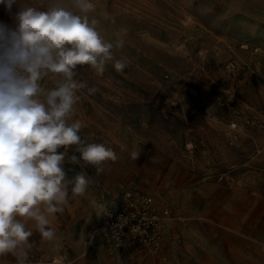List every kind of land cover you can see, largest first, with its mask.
Returning <instances> with one entry per match:
<instances>
[{"label": "rangeland", "instance_id": "374dc122", "mask_svg": "<svg viewBox=\"0 0 264 264\" xmlns=\"http://www.w3.org/2000/svg\"><path fill=\"white\" fill-rule=\"evenodd\" d=\"M89 2L87 13L75 0L13 6V13L62 7L87 16L113 44L114 59L102 75L90 65L74 69L77 99L65 121L82 123V144L57 150L66 152L64 211L39 206L55 238L17 217L32 235L0 264H264V0ZM0 23L16 28L3 5ZM117 59L128 62L123 72L113 69ZM72 81L48 71L34 99L47 107L48 93ZM91 143L116 154L103 172L79 159ZM81 173L91 183L74 196ZM131 182L169 209L162 248L154 254L131 243L128 256L112 257L93 240L97 204Z\"/></svg>", "mask_w": 264, "mask_h": 264}, {"label": "clouds", "instance_id": "9594fccd", "mask_svg": "<svg viewBox=\"0 0 264 264\" xmlns=\"http://www.w3.org/2000/svg\"><path fill=\"white\" fill-rule=\"evenodd\" d=\"M75 2L82 12L93 9L89 0ZM15 4L16 0H0L16 21L15 29L0 23V255L14 252L32 235L17 217L35 220L45 240L55 238L39 206L46 205L48 214L64 211L60 205L68 195L62 167L66 152L57 150L82 144V123L65 121L77 99L74 69L90 65L102 75L105 62L114 59L113 44L90 26L87 16L62 7L48 11L28 7L13 13ZM118 46L123 48V41ZM112 66L119 73L129 65L117 59ZM48 71L62 73L72 82L50 91L46 107L34 97L38 81ZM78 151L79 159L96 166L98 173L104 171L103 162L117 158L104 144L91 143ZM139 155L140 149L131 153L134 160ZM70 159L79 163L75 155ZM90 183L83 173L76 175L74 196L84 195Z\"/></svg>", "mask_w": 264, "mask_h": 264}, {"label": "built area", "instance_id": "2783aa9c", "mask_svg": "<svg viewBox=\"0 0 264 264\" xmlns=\"http://www.w3.org/2000/svg\"><path fill=\"white\" fill-rule=\"evenodd\" d=\"M236 67L235 62L226 66L228 72H234ZM97 211L93 240L110 256H128L131 243H139L154 254L161 250L169 209L162 208L134 183L107 191L106 198L97 204Z\"/></svg>", "mask_w": 264, "mask_h": 264}]
</instances>
